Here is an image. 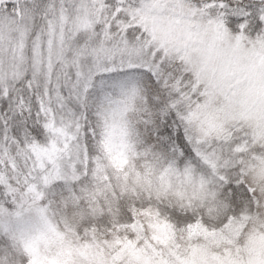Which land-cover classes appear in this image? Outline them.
<instances>
[{
    "label": "snow or ice",
    "instance_id": "obj_1",
    "mask_svg": "<svg viewBox=\"0 0 264 264\" xmlns=\"http://www.w3.org/2000/svg\"><path fill=\"white\" fill-rule=\"evenodd\" d=\"M0 264H264V0H0Z\"/></svg>",
    "mask_w": 264,
    "mask_h": 264
}]
</instances>
